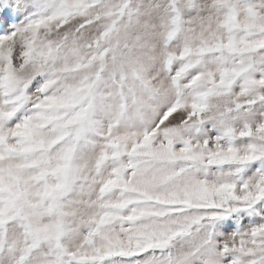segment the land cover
Instances as JSON below:
<instances>
[{
    "label": "snow or ice",
    "instance_id": "1",
    "mask_svg": "<svg viewBox=\"0 0 264 264\" xmlns=\"http://www.w3.org/2000/svg\"><path fill=\"white\" fill-rule=\"evenodd\" d=\"M0 264H264V0H0Z\"/></svg>",
    "mask_w": 264,
    "mask_h": 264
}]
</instances>
